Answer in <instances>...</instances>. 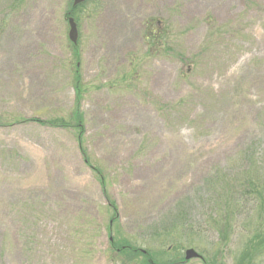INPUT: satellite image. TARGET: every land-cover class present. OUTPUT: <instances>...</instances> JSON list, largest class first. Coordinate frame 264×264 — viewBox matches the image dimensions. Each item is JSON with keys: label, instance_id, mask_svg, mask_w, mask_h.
Returning <instances> with one entry per match:
<instances>
[{"label": "rangeland", "instance_id": "rangeland-1", "mask_svg": "<svg viewBox=\"0 0 264 264\" xmlns=\"http://www.w3.org/2000/svg\"><path fill=\"white\" fill-rule=\"evenodd\" d=\"M71 2L0 0V264H115L123 239L234 264L254 218L214 183L264 164V0H89L75 50Z\"/></svg>", "mask_w": 264, "mask_h": 264}, {"label": "trees", "instance_id": "trees-1", "mask_svg": "<svg viewBox=\"0 0 264 264\" xmlns=\"http://www.w3.org/2000/svg\"><path fill=\"white\" fill-rule=\"evenodd\" d=\"M86 4V3H85ZM82 4L77 7H71L69 5L68 11L65 13V17L70 16L75 17V11L83 7ZM158 33V32H156ZM151 45H157L158 42L162 43L163 37L155 35L154 30L149 33L148 36ZM160 43V44H161ZM73 50L76 46L72 45ZM80 123V118H77ZM38 124L56 127V128H67L68 125L61 121L52 122H41L39 120H32ZM264 156V153L260 154ZM258 156V155H257ZM224 176V173H223ZM99 179L102 181V176L99 175ZM223 178L221 181L215 182L217 189L214 191L215 194L221 192L230 200L231 203L238 205L239 201L242 199L246 200L247 208L252 211V219L254 218L256 231L250 232L249 236L244 240L242 250L235 256L234 264H262L264 261V164L257 163L256 169L252 171L245 179L244 187L236 188L235 183L232 182L230 185ZM103 183V182H102ZM210 191V189L208 190ZM114 220V219H113ZM227 220L223 218L222 220L216 221L217 228H220V239L221 241L227 240L226 233V222ZM223 223V224H222ZM222 224V225H221ZM155 234H158V238H163L164 240L172 243L174 250L178 249L183 243L182 235L185 232L183 226V220L180 216H175L171 221L161 224L156 228ZM110 247L115 253L118 264H186L188 262H183L182 258H177V254H171L170 256L166 251L155 250L152 251L149 248H140L138 246L132 245L127 240H111L109 242ZM177 252V251H176ZM259 258V262L254 263V260ZM204 264H210L206 259L201 258ZM213 264V263H212Z\"/></svg>", "mask_w": 264, "mask_h": 264}, {"label": "water", "instance_id": "water-1", "mask_svg": "<svg viewBox=\"0 0 264 264\" xmlns=\"http://www.w3.org/2000/svg\"><path fill=\"white\" fill-rule=\"evenodd\" d=\"M86 1L87 0H72V7H76L80 4H83ZM67 25H68V34H67L68 40L70 41V43L75 45L76 41H77L76 24L74 23L72 18H68L67 19ZM193 259H199V256L191 249L186 250L184 252V260L189 261V260H193Z\"/></svg>", "mask_w": 264, "mask_h": 264}]
</instances>
